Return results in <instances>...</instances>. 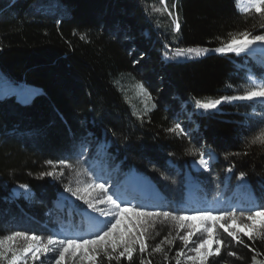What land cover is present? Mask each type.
I'll return each mask as SVG.
<instances>
[{
  "label": "trees",
  "instance_id": "obj_1",
  "mask_svg": "<svg viewBox=\"0 0 264 264\" xmlns=\"http://www.w3.org/2000/svg\"><path fill=\"white\" fill-rule=\"evenodd\" d=\"M247 39L264 40V3L247 12L236 0L0 5V70L41 89L25 103L0 98V238L53 233L71 171L85 169L100 146L121 172L152 183L162 202L154 212L183 214L202 196L218 204L220 245L201 264H264V223L253 222L264 212V101L235 100L248 72L264 76L263 57L215 53ZM194 48L209 53L189 59ZM122 76L145 87V110L127 97ZM203 150L216 158L197 173L191 161ZM19 185L31 196H16ZM231 196L244 207L229 208ZM179 249L145 240L98 264H188Z\"/></svg>",
  "mask_w": 264,
  "mask_h": 264
},
{
  "label": "rangeland",
  "instance_id": "obj_2",
  "mask_svg": "<svg viewBox=\"0 0 264 264\" xmlns=\"http://www.w3.org/2000/svg\"><path fill=\"white\" fill-rule=\"evenodd\" d=\"M6 2L0 0V5ZM262 3L264 0H236L241 12L258 10ZM228 51L262 54L264 63V40L247 39L218 49L219 53ZM190 52L189 59H195L209 50L194 48ZM247 76L248 90L235 100L264 101V76L251 71ZM120 84L135 107H148V95L141 83L122 76ZM39 92V87L14 82L0 70V98L14 95L25 103ZM207 109L215 111L217 104H208ZM214 160L212 151L203 150L199 159L191 161V167L197 173L209 172ZM113 164V158L97 146L85 169L71 171L72 178L56 202L62 216L54 221L53 233L41 236L13 232L0 238V264H98L104 256L130 254L145 240H150L155 249L177 241L179 254L188 264H201L218 250L216 229L222 217L217 203L202 196L194 199L183 214L154 212L162 202L152 183L135 172L126 175ZM13 192L25 197L32 194L25 185L15 187ZM234 198L227 199L229 208L234 211L244 207L241 197L236 202ZM65 209L68 214L62 213ZM253 222L263 224L264 212H257Z\"/></svg>",
  "mask_w": 264,
  "mask_h": 264
},
{
  "label": "water",
  "instance_id": "obj_3",
  "mask_svg": "<svg viewBox=\"0 0 264 264\" xmlns=\"http://www.w3.org/2000/svg\"><path fill=\"white\" fill-rule=\"evenodd\" d=\"M215 53H218V54H228V53H237V55H244V54H250V53H246V52H237V51H228V52H222V53H219L218 52V49L216 50Z\"/></svg>",
  "mask_w": 264,
  "mask_h": 264
},
{
  "label": "bare ground",
  "instance_id": "obj_4",
  "mask_svg": "<svg viewBox=\"0 0 264 264\" xmlns=\"http://www.w3.org/2000/svg\"><path fill=\"white\" fill-rule=\"evenodd\" d=\"M259 54V53H258ZM262 55V54H261Z\"/></svg>",
  "mask_w": 264,
  "mask_h": 264
}]
</instances>
